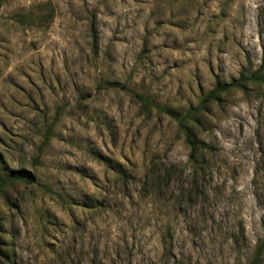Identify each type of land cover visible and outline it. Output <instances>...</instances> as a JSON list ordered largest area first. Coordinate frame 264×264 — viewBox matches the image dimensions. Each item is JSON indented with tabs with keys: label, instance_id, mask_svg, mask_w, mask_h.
I'll use <instances>...</instances> for the list:
<instances>
[{
	"label": "rangeland",
	"instance_id": "1",
	"mask_svg": "<svg viewBox=\"0 0 264 264\" xmlns=\"http://www.w3.org/2000/svg\"><path fill=\"white\" fill-rule=\"evenodd\" d=\"M263 62L264 0H0V172L35 179L0 194V264H248L264 83L192 117L196 183L176 119Z\"/></svg>",
	"mask_w": 264,
	"mask_h": 264
},
{
	"label": "trees",
	"instance_id": "2",
	"mask_svg": "<svg viewBox=\"0 0 264 264\" xmlns=\"http://www.w3.org/2000/svg\"><path fill=\"white\" fill-rule=\"evenodd\" d=\"M89 33L92 41L93 50L97 48L98 44V32L95 23V18H92L91 23L89 25ZM264 72V62L260 66L259 70L255 72H249V69H245L241 72L238 79H234L229 83H224L219 80L216 81L215 85L211 90H209L204 96H202L199 100L198 105L195 108L189 109L183 116L177 118V123L182 131L187 147L189 148V162L193 166V182L196 183L197 175L200 173H204L207 166L206 158H200L201 152L206 153H214L216 150L202 141L197 140L190 130V122L200 123V120L192 119L193 116L203 115L207 113L208 109L212 105H219L221 103V99L224 96H227L229 93L233 91H239L243 94H248V84H262L264 83V76L262 73ZM124 89L125 86H122ZM135 95V94H134ZM135 97L141 102L142 107H148L155 105L153 102L149 101L147 98H144L140 95H135ZM159 111H165L163 108L155 107ZM264 169V165L260 168L259 163L255 169L253 187L256 188V182L258 179L259 173ZM174 168L166 167L162 169H156L155 167L149 170L145 177V187H151V185H155L157 190L162 188H166L170 183L171 176H173ZM34 177H31L28 172L22 170H12L10 172H0V194L4 193V191L12 186L16 182H26V183H34ZM197 189V187H194ZM194 195V194H193ZM264 222V217H263ZM2 227V226H0ZM243 233H241L240 238L237 237L235 240V244H239L240 240H243ZM248 264H264V237L258 241L256 244L253 257L249 260Z\"/></svg>",
	"mask_w": 264,
	"mask_h": 264
}]
</instances>
